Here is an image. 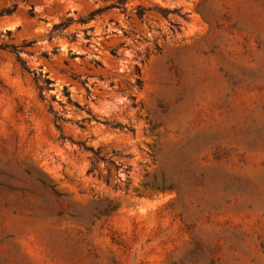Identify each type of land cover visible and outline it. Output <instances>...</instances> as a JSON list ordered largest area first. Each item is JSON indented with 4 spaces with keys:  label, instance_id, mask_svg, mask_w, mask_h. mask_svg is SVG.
I'll return each mask as SVG.
<instances>
[{
    "label": "rangeland",
    "instance_id": "rangeland-1",
    "mask_svg": "<svg viewBox=\"0 0 264 264\" xmlns=\"http://www.w3.org/2000/svg\"><path fill=\"white\" fill-rule=\"evenodd\" d=\"M111 2L0 0V264H264V0Z\"/></svg>",
    "mask_w": 264,
    "mask_h": 264
},
{
    "label": "trees",
    "instance_id": "trees-1",
    "mask_svg": "<svg viewBox=\"0 0 264 264\" xmlns=\"http://www.w3.org/2000/svg\"><path fill=\"white\" fill-rule=\"evenodd\" d=\"M112 2L105 6L104 8L102 9H98L94 12H92L88 19H92L97 13H100L102 11H105V10H110V9H119L121 11H124L125 10V5L130 2V1H136V0H111ZM154 10L161 13L162 15L164 16H167L169 13H174V14H177V15H180L181 17L185 18L186 14H180L178 10H169L167 8H161V7H154ZM137 15L139 17H142V15L144 14V11L143 9L138 6L137 7ZM5 14V13H10L8 11L6 12H2V14ZM72 22L71 18H67L66 20H64L63 22H60L56 25H54L53 27V30L55 31H61L63 29H65L68 25H70ZM11 34V31H6V35H10ZM32 44V42H29V43H23L21 46H13V45H8V44H3V43H0V50H5V51H8L9 53H11L13 55V57L15 58V61L19 64V66L24 70L26 71L28 74H30L33 78V81L35 82V84H37V89L39 90V96L42 97V92L44 90H49V85L51 84V81L48 80V79H41L42 77V74L37 72L36 70L34 69H30L26 62L24 60H22V58L20 57V53L22 52V49L25 48V47H28ZM112 55L114 56V58L118 59L119 56L114 52L112 51ZM39 81H41L43 84L42 85H38ZM139 83V82H138ZM67 97H68V93H66ZM68 102L71 103L70 99L68 98ZM73 105H75L76 107L77 104L73 103ZM49 111L53 114V121H54V124L56 126V128L58 130H60V127H59V122H62L64 121L63 118L61 116H59L57 113L55 112H52V108L50 107L49 108ZM87 115H88V118L84 119L86 122H92V121H95L97 123H102L106 126H109L113 129H118V130H121V131H126V132H130V133H133V130L132 129H129V128H126L120 124H112V123H109L107 121H99L97 118L93 117L88 111H87ZM80 146L83 147V149L87 152H90L91 153V156L89 157V160H90V163H91V167L90 169L88 170V173H91L95 170L96 168V164L101 161V162H105V163H108L110 166H112L115 171H118L119 169V166L115 165V163L111 160V159H107L103 156H100V153H99V150H94L93 148L91 147H86L84 145V143H80L79 144ZM128 167L126 168V171H128Z\"/></svg>",
    "mask_w": 264,
    "mask_h": 264
}]
</instances>
